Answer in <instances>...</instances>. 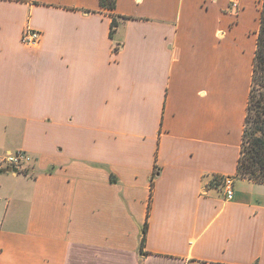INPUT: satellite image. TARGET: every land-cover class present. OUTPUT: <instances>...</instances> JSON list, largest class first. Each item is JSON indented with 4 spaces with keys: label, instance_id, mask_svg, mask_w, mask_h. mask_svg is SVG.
I'll list each match as a JSON object with an SVG mask.
<instances>
[{
    "label": "crops",
    "instance_id": "1",
    "mask_svg": "<svg viewBox=\"0 0 264 264\" xmlns=\"http://www.w3.org/2000/svg\"><path fill=\"white\" fill-rule=\"evenodd\" d=\"M230 4L0 0V264H264V184L235 177L259 19Z\"/></svg>",
    "mask_w": 264,
    "mask_h": 264
},
{
    "label": "trees",
    "instance_id": "2",
    "mask_svg": "<svg viewBox=\"0 0 264 264\" xmlns=\"http://www.w3.org/2000/svg\"><path fill=\"white\" fill-rule=\"evenodd\" d=\"M102 8L113 10L115 0H99ZM117 18L112 15L110 37L116 31ZM117 49H115L116 51ZM235 177L264 184V0L259 10V27L252 59L251 84L247 97L239 158ZM213 182L218 184V179ZM146 225L142 229L144 244Z\"/></svg>",
    "mask_w": 264,
    "mask_h": 264
},
{
    "label": "built area",
    "instance_id": "3",
    "mask_svg": "<svg viewBox=\"0 0 264 264\" xmlns=\"http://www.w3.org/2000/svg\"><path fill=\"white\" fill-rule=\"evenodd\" d=\"M231 5L233 8L237 9L239 5V0H231ZM41 41V33L30 27H26L21 35V43L28 47H36ZM33 162L32 156L23 151L17 150L6 154L2 160V168H15L17 172L26 174L31 172V164ZM223 197L226 201H231L234 198V178L224 177L221 181Z\"/></svg>",
    "mask_w": 264,
    "mask_h": 264
},
{
    "label": "rangeland",
    "instance_id": "4",
    "mask_svg": "<svg viewBox=\"0 0 264 264\" xmlns=\"http://www.w3.org/2000/svg\"><path fill=\"white\" fill-rule=\"evenodd\" d=\"M239 2H240V0H239ZM243 2H244V0H243ZM261 2H262V0H253L254 9H255L256 13H258V19H259V10H260V7H261ZM230 9L234 10L235 12H238V10H239V5H238V8L235 9V8H233V6L230 4Z\"/></svg>",
    "mask_w": 264,
    "mask_h": 264
},
{
    "label": "water",
    "instance_id": "5",
    "mask_svg": "<svg viewBox=\"0 0 264 264\" xmlns=\"http://www.w3.org/2000/svg\"><path fill=\"white\" fill-rule=\"evenodd\" d=\"M7 172L17 173V169L15 168H9Z\"/></svg>",
    "mask_w": 264,
    "mask_h": 264
}]
</instances>
